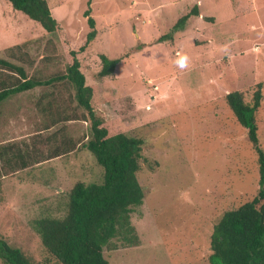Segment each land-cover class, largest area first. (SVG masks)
I'll return each mask as SVG.
<instances>
[{"label":"rangeland","instance_id":"374dc122","mask_svg":"<svg viewBox=\"0 0 264 264\" xmlns=\"http://www.w3.org/2000/svg\"><path fill=\"white\" fill-rule=\"evenodd\" d=\"M46 1L57 21L55 34L0 0V58L26 72L42 59L35 73L62 75L75 51L109 134L143 142L137 180L144 200L130 218L139 245L104 248L103 257L108 264H209L214 224L252 200L259 187L256 151L225 96L239 91L250 102L262 85L256 123L264 152V0ZM194 7L199 16H190L172 40L159 42ZM87 9L96 37L79 51L90 31ZM100 55L119 59L113 76L97 78ZM180 55L190 58L183 70L176 64ZM45 61L50 70L40 68ZM15 78L0 70V80ZM82 167L47 190L11 189L1 180L0 237L40 264L44 250L34 221L63 217L76 182H102V168L90 153Z\"/></svg>","mask_w":264,"mask_h":264},{"label":"trees","instance_id":"16d2710c","mask_svg":"<svg viewBox=\"0 0 264 264\" xmlns=\"http://www.w3.org/2000/svg\"><path fill=\"white\" fill-rule=\"evenodd\" d=\"M4 1L13 10L38 23L45 32L56 33L57 21L46 0ZM83 15L90 31L79 51H84L96 37L95 22L90 16V10L87 9ZM190 16H199L197 7L179 18L171 32L162 36L159 42L172 40V34L182 30ZM70 55L72 62L67 63L62 78L70 83L76 102L86 112L89 136L85 147L102 168L103 177L101 183L76 182L68 193L63 217H42L34 221V228L44 250L40 264H108L103 257L104 248H131L140 242L130 218L144 200L143 190L137 180L143 142L126 133L109 134L103 118L97 115L91 104L94 90L85 83L76 52L71 51ZM99 58L101 68L97 78L113 76L119 59L111 60L105 55ZM0 70L16 76L13 80H0V102L12 93L41 84L30 81L22 83L21 80L27 77L26 70L1 58ZM225 102L237 123L246 130L248 141L254 146L259 187L252 200L224 212L214 224L209 238L208 263L264 264V152L259 147L256 123V113L262 102V85H257L250 102H246L239 91L226 94ZM1 179L0 167V193ZM0 261L2 264H35L2 237Z\"/></svg>","mask_w":264,"mask_h":264},{"label":"crops","instance_id":"0c3cea01","mask_svg":"<svg viewBox=\"0 0 264 264\" xmlns=\"http://www.w3.org/2000/svg\"><path fill=\"white\" fill-rule=\"evenodd\" d=\"M20 45L22 42L15 44ZM40 60L31 63L21 82L41 84L12 93L0 102L1 180L11 189L58 186L82 171V161L90 153L85 147L86 112L76 102L70 83L62 78L64 74L40 73L39 68L34 72ZM47 63L40 68L50 70Z\"/></svg>","mask_w":264,"mask_h":264},{"label":"clouds","instance_id":"9594fccd","mask_svg":"<svg viewBox=\"0 0 264 264\" xmlns=\"http://www.w3.org/2000/svg\"><path fill=\"white\" fill-rule=\"evenodd\" d=\"M176 64L179 68L186 69L189 67L190 58L187 55H180L179 59L176 61Z\"/></svg>","mask_w":264,"mask_h":264}]
</instances>
